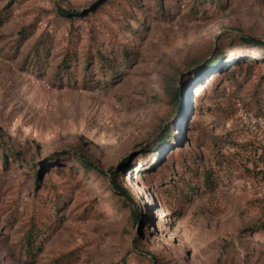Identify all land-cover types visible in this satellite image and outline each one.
<instances>
[{
  "label": "rangeland",
  "instance_id": "1",
  "mask_svg": "<svg viewBox=\"0 0 264 264\" xmlns=\"http://www.w3.org/2000/svg\"><path fill=\"white\" fill-rule=\"evenodd\" d=\"M0 264H264V0H0Z\"/></svg>",
  "mask_w": 264,
  "mask_h": 264
},
{
  "label": "trees",
  "instance_id": "2",
  "mask_svg": "<svg viewBox=\"0 0 264 264\" xmlns=\"http://www.w3.org/2000/svg\"><path fill=\"white\" fill-rule=\"evenodd\" d=\"M247 42H251V40H246ZM257 41H255V43H256ZM218 64H219V60H217V59H212L211 61H209V63L207 64V65H205V67L204 68H202L201 70L203 71H207L208 70V68H210V67H216V66H218ZM176 90V89H175ZM173 96H174V102H176V104L178 105V109H180V98H179V94H178V91H174L173 90ZM171 131V127H169L165 132H164V134L162 135V137L160 138V141H162V140H164L165 139V137H166V135L169 133ZM81 161H84L83 163H84V165L85 166H87V167H92V168H95L96 169V167L92 164V162H90L89 160H86L85 158H82L81 157ZM113 187L116 189V190H118V192L120 193V194H127V198L128 199H132L131 198V196H129V192L128 191H126V190H124L121 186H120V184H119V182H117V181H114L113 182ZM129 206H130V204H129ZM133 214H132V218H133V220H134V223H136V222H139V220L141 219V217H142V215L144 214V208L141 206V204H138L137 205V210L135 211V212H132Z\"/></svg>",
  "mask_w": 264,
  "mask_h": 264
}]
</instances>
